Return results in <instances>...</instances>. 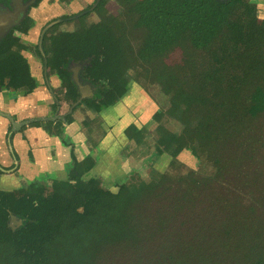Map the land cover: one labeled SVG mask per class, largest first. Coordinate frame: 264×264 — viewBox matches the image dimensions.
I'll list each match as a JSON object with an SVG mask.
<instances>
[{"label":"trees","instance_id":"1","mask_svg":"<svg viewBox=\"0 0 264 264\" xmlns=\"http://www.w3.org/2000/svg\"><path fill=\"white\" fill-rule=\"evenodd\" d=\"M109 1L95 9L101 22L84 69L94 83L132 79L144 89L161 87L169 101L153 118L156 145L175 146L168 169L140 185L149 209L132 264H201L195 252L208 217L205 200L221 196L238 200L221 264H264V22L251 0H114L133 8L115 24L102 17ZM149 3L157 5L152 15ZM86 22L81 40L93 27ZM130 137L138 142L141 135ZM181 151L212 159V170L183 167L175 160ZM124 210L101 206L85 223L89 230H68L65 242L85 247V264H128L118 241Z\"/></svg>","mask_w":264,"mask_h":264},{"label":"flooded vegetation","instance_id":"2","mask_svg":"<svg viewBox=\"0 0 264 264\" xmlns=\"http://www.w3.org/2000/svg\"><path fill=\"white\" fill-rule=\"evenodd\" d=\"M99 2L92 0L87 7L81 8L79 0H0V20H5L0 23V112L8 113L13 123L51 117L56 109L59 111L57 117L67 114L64 119L66 124L58 119L44 121L46 131L39 128L44 122L32 123L14 131L15 126L0 113V264H59L79 251L82 252L80 264H85V247L72 246L73 241L65 242L66 231L77 232L83 228L88 231L85 223L94 220L101 206L113 208L114 204H119L126 210L131 202L126 201L127 196L130 200L139 196L138 205L145 206L146 211L149 209V203L140 198L139 191L145 176L138 172L112 174V169L96 162L94 146L88 138L79 144H68L69 160L61 163L62 159H59L67 157L63 149V134L70 135L68 129L75 131L72 124H76L77 134L91 133L94 137L95 129L101 131V124L105 120L111 121L109 116L119 121L133 98L131 90L136 81L130 79L125 84L114 85L110 82L111 78H107L94 83L92 73L84 69L90 60L89 57L85 59V55L91 54L96 47L92 35L101 22V16L95 11ZM113 4L116 5L113 0L106 4V13L102 17H112L116 24L120 19L109 12V6ZM65 5L67 10L64 13ZM91 8L92 11H89ZM85 11L88 12L79 16ZM75 16L79 17L74 19ZM123 17L124 22L126 16ZM67 18H73L68 23L77 25L64 28L67 23L63 20ZM82 20L93 25L84 40L79 39L78 33ZM41 39L47 59L48 82L54 89L57 103L50 98L44 80V61L38 49ZM77 65H83L79 72L80 88L72 83ZM87 84L98 88L97 95L81 100V93L85 92L81 88L87 90L84 88ZM37 92L41 96H36ZM32 96L38 100L43 97L49 110L45 113L41 111L33 103ZM49 124L53 126L48 127ZM32 139H36V144L30 147ZM129 139L137 148V142ZM37 153L46 156L49 153V169H45V165L41 169L36 164ZM135 153L140 157L145 155ZM75 161L86 164L79 175L72 173L78 170ZM129 162L124 163L125 166L133 165L135 160ZM102 169L105 174L100 175ZM153 170L154 167L150 170L152 174ZM90 171L94 178L105 176V181L100 183L92 179ZM149 173L146 175L148 182L153 178L149 177ZM112 187L115 194L109 192ZM20 219L25 220L21 227L18 223ZM122 231L123 219L121 234ZM47 251L50 261L44 257Z\"/></svg>","mask_w":264,"mask_h":264},{"label":"rangeland","instance_id":"3","mask_svg":"<svg viewBox=\"0 0 264 264\" xmlns=\"http://www.w3.org/2000/svg\"><path fill=\"white\" fill-rule=\"evenodd\" d=\"M91 1L92 0H79V5L81 8L87 7L88 4L91 3ZM253 2L255 4L257 2L261 5L259 0H251L250 6L252 9ZM130 3L131 2L126 5L125 9H120L119 5H110L109 12L118 17L120 20H123V16L129 11L132 12L133 10ZM156 8V3H149L147 12L152 15L156 11ZM66 10L67 6L65 5L64 13ZM253 15H255V12ZM122 17L123 19H121ZM88 20L89 17L87 21ZM76 25V23H71L64 25L63 27L72 28ZM133 96L134 97L125 107L126 113L123 116V119L126 124L124 123L123 119L122 121L120 119L117 122L106 121L101 124L103 126L101 131H96L95 129L94 137H98L100 135L102 136L100 137L101 140L99 141L102 146L97 144V140L91 135V133L89 135L79 134L76 139H71L68 142L66 141V135H63V138L65 140L64 144H79L78 142L88 138L89 142H91L94 147L98 149L103 147L105 148V151L106 149H109L111 161H114L115 158L117 159V161L121 160L118 164L112 162V168H116V165H121L124 167V163L129 162L131 159H135V161L137 160L136 162L139 164H146L145 161L149 163V161L154 157L151 156L148 159V157L142 158L137 155L134 152V149L136 147H134L132 141H129L127 137L124 138V128L129 127L133 131H141L143 133L144 138L140 137L138 139L140 150H137V148L135 150L139 151L140 153L146 154V150L144 149V147L147 142L153 144V133L156 126V124L151 120V117L158 110V106L163 108V106L166 104L164 101H169V99L164 93V90L157 87L153 88L150 91L149 95H145L139 88H135ZM97 122L98 120H96V123ZM46 125V122H44L39 126V128H42V130L46 131ZM98 125L100 124H97L96 126ZM52 126V124H49L48 127ZM53 137L55 138V136ZM172 151L173 149H167L164 152V155L159 156V158L163 157V160L161 162L157 161L158 164H153L154 168L158 171H163L165 169L167 160L170 158L169 155L172 154ZM175 158L181 165L185 166V168L195 170L202 175H207L213 167L212 159H210L209 162L201 163L196 161V159L191 157L187 152H180L175 156ZM152 175L153 174L151 173V176ZM203 194L205 195L206 192H204ZM205 204L206 206H208V217L206 223L204 224L201 238L197 241L195 259L201 264H221L226 259V255L230 246L231 235L236 225L238 206L237 199L226 200L221 196L214 197L211 202V198L207 197L205 200ZM129 210L130 212L125 213L123 217V231L119 238V244L121 252L126 258L128 264H132L133 255L142 242L140 218L141 216L143 217L147 213V211L145 206H139L137 204H133ZM81 256L82 252L79 251V253L72 254L70 257L63 260L59 264H80ZM44 257L47 258L48 261H50L49 251L45 252Z\"/></svg>","mask_w":264,"mask_h":264},{"label":"water","instance_id":"4","mask_svg":"<svg viewBox=\"0 0 264 264\" xmlns=\"http://www.w3.org/2000/svg\"><path fill=\"white\" fill-rule=\"evenodd\" d=\"M114 1V0H113ZM217 2H219V3H225L226 2V0H216ZM116 3V2H115ZM116 5H118L117 3H116ZM96 6V4L93 6V8ZM93 8H91L89 11H92V9ZM253 9H254V7H253ZM88 12V11H87ZM86 11L85 12H83V13H81V15H79V16H82V15H84V14H86L87 13ZM254 12H255V9H254ZM105 13H106V10H105ZM126 15V14H125ZM79 16H75L74 17V19L75 18H78ZM255 16H256V14H255ZM257 17V16H256ZM71 19H73V18H70V19H64L63 20V22L64 23H67V24H71V23H68V22H71L72 20ZM5 20H0V23H2V22H4ZM263 21V20H262ZM264 22V21H263ZM67 24H64V25H67ZM46 30V29H45ZM45 31L43 30V32L42 33H44ZM1 38V37H0ZM41 41H42V39L40 40V42H39V44H38V49H39V52L42 54V57H43V61H44V68H43V72H44V80H45V83H46V86H47V89H48V94H49V96H50V98L52 99V100H55V102L57 103V98H56V96H55V93H54V89H52V87H51V85H50V82H48L49 81V78H48V72H47V59H46V56L44 55V52H43V48H42V45H41ZM76 70H77V72H76V74L73 76L72 75V83H74L75 84V86L76 87H78V88H80L81 87V84H80V80H79V72L83 69V65H77V67L75 68ZM33 77V76H32ZM34 78V77H33ZM138 86V87H137ZM155 87H157V88H161V87H159V86H151V87H149L148 89H144V87L142 86V83L141 84H139V83H137V82H135L134 83V86H133V88H132V90H131V92L133 91V94H134V89L135 88H139L140 90H141V92L142 93H144L145 95H149L150 94V91L153 89V88H155ZM84 88H87V90H84L83 88H81V90H83V92L84 93H86V95L83 93H81V95H82V98H81V100H85V99H87L90 95H97V90H98V88L97 87H95V86H93V85H89V84H87ZM88 91V92H87ZM88 94V95H87ZM36 96H41V94L40 93H38L37 92V95ZM36 96H32V98H33V103L36 105V106H38L39 108H40V110L42 111H44V113L46 112V111H48L49 110V108L47 109V105H46V103H45V100L43 99V97H41V99L40 100H38V98L36 97ZM133 96V95H132ZM134 97V96H133ZM164 102H166V101H164ZM48 104V103H47ZM160 104V103H159ZM159 108H158V110L152 115V117H151V120L156 124V126H155V128L157 127V123L155 122V120L153 119L154 118V115L156 114V113H158L160 110H161V107L160 106H158ZM59 110H60V108H59ZM65 110V109H64ZM57 112H59L58 111V109H56L55 110V113L51 116V117H37V118H33V119H31V120H28V121H23V122H20V123H13V120H12V118H11V116L8 114V113H2V112H0L1 113V115H3V117H5L6 119H8L12 124H13V126H15V128H14V131H16V130H20L21 129V127L22 126H26V125H29V124H32V123H38V122H44V121H55V120H62V121H64V119H65V117H66V115L67 114H62V115H60V116H58L57 117ZM110 115V114H109ZM125 115V114H124ZM109 118L111 119V121H113V122H117L116 120H113L110 116H109ZM119 119V118H118ZM121 119V121H122V119H123V116L120 118ZM119 119V120H120ZM109 122L110 120H105L104 122ZM123 121H124V119H123ZM64 124H66L65 123V121L63 122ZM124 123H125V121H124ZM126 124V123H125ZM110 125V124H109ZM65 126H67V125H65ZM102 128H103V126H102ZM102 128H101V130H102ZM155 128H154V131H155ZM126 131V136H127V138L129 139V138H131L130 137V135L131 134H139V135H141V137L142 138H144V135H143V133H141V131L139 132H136V131H133V130H131L130 128H128V127H126V128H124V132ZM80 134H83V133H80ZM154 134V133H153ZM63 135H66V141L68 142V141H70V135H68V134H63ZM78 135L79 134H76V135H74V137H78ZM100 137H102L101 135L100 136H98V137H96V140H97V144L99 143V141L101 140V138ZM72 139H73V137H72ZM133 139V138H132ZM130 140V139H129ZM156 140H157V138H156V136L154 135V140H153V144H151V143H146V145H145V147H144V149L146 150V153L147 154H145L144 156H142V158H144V157H148V159H149V157H151V156H153L154 158L153 159H151L150 161H149V163L147 162V161H145V163L146 164H139V163H137L136 161H135V163L133 164V165H127V166H121V167H119L118 168V166L116 165V168H112V162H114L115 164H118L120 161H117V159L115 158L114 159V161H111V159H110V153H109V149H106V151H105V148H103V147H101V148H96V147H94V149H93V155H94V157H95V159H96V162L97 163H99V164H104V166H105V168L106 167H108L109 169H112V174H114V175H120L122 172H129V173H133V172H138V173H140V174H143V176H145V182H148V180H147V176L146 175H148L147 173H149V177H150V175H151V173H152V171H150L151 170V168L152 167H154V165L153 164H156L157 163V161L158 162H161L162 160H163V157L162 158H159V156H161V155H164V152L167 150V149H173V151H172V154L171 155H169L170 156V158L167 160V163H166V165H165V169L163 170V171H158L157 169H155V170H153L154 172H153V175L151 176V177H154V176H157L158 175V173H164L167 169H168V166H169V164H170V162L173 160V157H174V148H175V146L174 145H170V146H168V147H160V146H157L156 145ZM134 142H135V139L133 140ZM133 143V142H132ZM98 145H100V146H102L100 143L98 144ZM134 145V144H133ZM68 146V144H64V147H63V149H65V153L67 154V157H64V159H63V157L62 158H59V159H62V160H60L61 161V163H63V160H69V157H70V155L68 156V150L70 149L69 148V146ZM135 147V146H134ZM100 149H103V150H100ZM137 150H140V148H139V145H138V142H137ZM134 152H136V150L134 149ZM138 153H140L139 151H137ZM181 152H187V151H181ZM191 157H193L189 152H187ZM47 155L48 156H50L49 155V153H47ZM47 156V160H45V161H47V162H49V157ZM77 157L78 158H80L79 157V155L77 154ZM135 158V157H134ZM194 159H195V157H193ZM51 159V158H50ZM135 160V159H134ZM175 160L176 161H178L176 158H175ZM28 161V160H27ZM38 161H41L40 159H39V156L38 157H36L35 158V162H38ZM45 161H44V163H45ZM196 161H198V162H200L199 160H197L196 159ZM122 162H125V161H122ZM15 163H17L16 161H15ZM106 163V164H105ZM126 163V162H125ZM201 163H205V162H201ZM158 164V163H157ZM75 165H76V167H77V169L78 170H75L74 172H72L74 175H79V174H81V172L83 171V170H81V168L84 166V165H86L85 163H84V161H75ZM183 166V165H182ZM53 167H57V166H53ZM183 167H185V166H183ZM45 169H49V167L47 166V167H45ZM55 170H58V168L57 169H55ZM195 171V170H194ZM195 172H197V171H195ZM105 174V172H104V170L102 169V171H101V173H100V175L101 174ZM199 173V172H198ZM200 174V173H199ZM90 177H92V171H90ZM202 175V174H201ZM105 176H103V177H101L100 176V178H94V177H92V179H95V180H98L100 183H102L103 181H105ZM102 188V187H101ZM103 189V188H102ZM109 192L111 193V194H115V191H113V187L111 188V189H109ZM133 204H137L138 205V201H136V202H130L129 203V206H128V208L126 209V210H124V212H123V217H124V215H125V213H129L130 212V208L132 207V205ZM237 211H238V206H237ZM146 215V214H145ZM145 215L142 217L141 216V218H140V229H141V225H142V222H143V219H144V217H145ZM123 217L121 218V219H123ZM12 219H16L14 216H12ZM20 225H19V227H21V226H23L24 225V223H25V220L23 219H20V221L18 222ZM141 233H142V238H143V232H142V229H141ZM119 241V240H118Z\"/></svg>","mask_w":264,"mask_h":264},{"label":"crops","instance_id":"5","mask_svg":"<svg viewBox=\"0 0 264 264\" xmlns=\"http://www.w3.org/2000/svg\"><path fill=\"white\" fill-rule=\"evenodd\" d=\"M259 2L261 3V5L258 4L257 2H256V4L253 2V7L255 9V14H256L257 18L264 21V0H259ZM72 126L74 127L75 131L73 132V131H71L72 129H68L67 132L70 134L71 137L74 138V135L77 134V131H76L77 127H76V124H72ZM73 133H75V134H73ZM35 140H33V139L30 140L31 141V143L29 144L30 147H33L34 144H36ZM81 144L82 145H85L84 142H82ZM38 156H39V159L41 161L36 162V164L38 166H40V167L41 166L44 167V165H45V167H47L48 166L47 165V161H45V160H47V156L45 154H41V153L38 154L37 153V155L35 156V158L38 157ZM63 159H64V157H63ZM44 161H45V163H44ZM42 167H41V169H42Z\"/></svg>","mask_w":264,"mask_h":264}]
</instances>
